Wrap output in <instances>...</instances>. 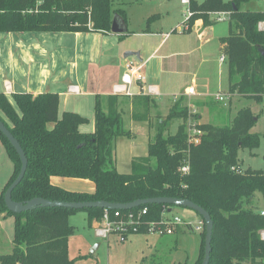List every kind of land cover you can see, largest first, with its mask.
I'll return each instance as SVG.
<instances>
[{"label":"trees","instance_id":"trees-1","mask_svg":"<svg viewBox=\"0 0 264 264\" xmlns=\"http://www.w3.org/2000/svg\"><path fill=\"white\" fill-rule=\"evenodd\" d=\"M251 1L190 0L192 16L187 23L192 27L201 18L208 26L212 24V13L230 12V34L223 39L228 92L260 102L264 98V30L259 24L264 21V10L242 9ZM116 14L127 23L125 10L114 8L113 0H0V32L108 34ZM12 99L13 102L0 92V109L11 124L0 117L28 157L26 174L12 193L15 201L42 197L128 203L152 197L187 198L205 208L213 219L209 264H263L264 214L255 210L253 198L256 192L264 195V171L243 168L239 158L242 148L256 149L261 141L259 133L251 132L259 115L250 107L239 109L227 126L198 124L202 134L199 142L194 143L188 137L191 112L184 97H179L168 114L158 119L148 155L134 158L131 171L120 173L115 142L121 136H134L125 128L122 115L125 101H131L134 120L149 121L152 108H158L154 95H108L107 108L100 95H96L94 130L89 132L80 130L90 119L79 112L67 110L59 116L58 92H16ZM177 120L182 122L176 133H167ZM0 139L14 162V172L0 190V217L15 216L13 251L0 253V264H76L69 256V236L74 231L70 216L85 210L92 226L102 219L104 208L37 206L21 213L10 211L4 195L21 170V159L1 130ZM184 165L189 167L187 172H182ZM54 176L88 179L95 189L69 190L56 185L52 181ZM144 206L149 210L146 221H159L163 214L177 215L173 213L177 206L169 204L141 205L131 211ZM197 214L204 224L199 255L193 264H202L206 225ZM176 232H183L182 227ZM146 259L140 264H149Z\"/></svg>","mask_w":264,"mask_h":264},{"label":"rangeland","instance_id":"rangeland-1","mask_svg":"<svg viewBox=\"0 0 264 264\" xmlns=\"http://www.w3.org/2000/svg\"><path fill=\"white\" fill-rule=\"evenodd\" d=\"M113 7L123 8L127 17L129 30L121 41L115 35L110 34L62 32H0V38L26 40L31 39V37L44 36L45 51L46 47L50 48L49 64L45 68L46 73L53 76L54 80L64 75V80L69 81V84H78L82 93L65 95L64 92L67 91L68 83V85L60 84L58 86L46 85L42 87V90L62 92V108L65 103L72 110L81 108V114L90 119V123L81 126V131L89 132L91 125L94 124L96 94L100 95L104 108H107V96L110 94H104V92L109 91L111 86L119 81L118 79L125 70L124 61L134 62L136 60L140 63V58L136 56H130L126 59L125 53L128 51L137 52L138 50L132 49V46L143 42L146 44V49L148 48L141 56V59H145L154 51L163 35L145 36L143 34L149 31L158 32L159 34L169 33L170 38H166L165 43H162L161 48L154 53L145 67L148 87L150 84L159 86L160 95L157 93L153 95L164 100L159 102L160 108H152L149 121H136L132 117V109L129 104L131 101H128V103L125 101L123 106L122 115L125 128L131 130L134 136L117 138L115 142L116 164L120 173H129L134 158L148 155L149 142L155 135L158 119L164 118L168 114L170 107L174 104V98L185 95V90L191 82L190 74L197 72L201 75L200 62L202 58L216 57L195 51L187 56L188 64L181 65L183 67L180 68V71L178 68L180 63L172 64V62H176L181 58L176 53L177 51L190 50L198 43L196 34L185 32L183 28L182 31L177 30V28L181 29L180 26H183L184 14L188 9V6L183 4L182 0H113ZM247 8L264 10V0H252L242 6L244 10ZM211 17L213 21L218 22V29H223L226 33L230 32V18L217 21L216 14L213 13ZM233 30L235 31V28ZM40 40H42V37H40ZM221 50L219 56L223 53L226 54L225 47ZM168 53H173L172 57L168 59L171 63L166 65L165 71L162 73L160 71L161 56ZM36 54V57L41 58L37 52ZM1 66L4 69L8 67L1 64L0 70ZM227 66V63L223 64L224 83L218 89V91L221 90L225 94L223 100H218L212 96V98H209V105L205 108L203 107V99L201 100L198 95H186L185 101H190V104L203 112L201 122H210L216 126L230 125L237 111L243 107H250L255 114H258L259 119L251 132L261 135L260 145L253 150L242 148L239 152V158L243 168L264 171V98L262 101L257 102L248 97L230 94L228 92ZM217 71H215L216 76ZM1 75L0 92L3 90L7 92L6 85L4 86L3 82L6 78L12 80V77ZM135 91H137L136 88L131 89L132 93ZM128 95L132 96V94ZM8 97L13 102L12 94L9 91ZM15 107L17 108L16 105ZM191 108L194 109V107ZM192 109H190L189 125L195 121L199 123ZM0 116L11 124L9 118L1 109ZM181 122V120L175 121L167 133H176ZM153 162L155 163V160ZM13 172L14 162L0 139V190L5 188ZM253 204L257 212L264 213L263 193L256 192L254 194ZM173 213H179L180 216L191 221L193 226L198 224L199 216L192 209L177 206L173 209ZM87 220L85 210L76 211L70 216V223L74 227V231L69 236V256L75 260L76 264H140L143 258H147L146 263L149 264H193L198 257V250L202 241L200 231L186 228L183 233L170 236H160L155 233H133L128 235L127 239H123L119 234L112 233L108 240L96 237L94 229L89 227ZM14 234L15 216H1L0 253L7 254L13 251ZM90 235L101 242L96 255L91 252L95 244L89 247L86 244V238Z\"/></svg>","mask_w":264,"mask_h":264},{"label":"crops","instance_id":"crops-1","mask_svg":"<svg viewBox=\"0 0 264 264\" xmlns=\"http://www.w3.org/2000/svg\"><path fill=\"white\" fill-rule=\"evenodd\" d=\"M211 25L205 26L204 25V21L203 19L199 18L197 20H195L194 24L192 27H189V29L185 30L186 32L189 33H194L196 34V37L198 39V43L195 44L193 46L192 49L190 50H179L176 53H178L181 58L178 59L176 62H172V64H179L180 66H178L179 71L181 70L180 68H182L183 66L181 65H187L188 64V60H187V56H189V54H191L192 52L195 51H200L203 54H209V55H213V57L216 58H202L201 62H200V72L201 75H199L197 72L190 74V79L191 82L189 84L188 87L194 85L195 86V95H198L200 97V99H203V107L205 108V106L209 105L210 99L212 98V96L215 97V94L217 92H221V90L218 91V89L220 88L221 85H223L224 83V77L222 75V72L224 69L223 68V64L227 63V60L225 61H221L219 54H221L222 50L225 47V42H223V39L227 38L229 36L230 32H224L223 29H218V22H215L212 20L211 17ZM127 27H128V22H127ZM129 30V27L127 29V31ZM177 30H181L179 28H177ZM127 31L125 33H113L110 32L107 35H115L117 37L118 40H123L125 38V34L127 33ZM182 31V30H181ZM230 31V29H229ZM62 33H99V32H62ZM226 33V34H225ZM104 34V33H102ZM121 35H124V38H120ZM145 36H152V35H163V38L159 41L158 45L155 47L154 51L146 56L145 59H141L142 54L144 53V51H147L146 49V44L145 43H139L136 46H132V49L138 50L137 52L139 53V57L140 58V63H143V73L145 75V81L143 83H133V85L131 86L132 88H136L137 91L133 92L132 95H143V94H149L147 88V76L145 74V67H146V63L150 60V58L154 55V53L161 48L160 46L162 45V43L164 44L166 41V38L169 37V33H161L159 34L158 32H145V34H143ZM40 37H42V40H40ZM43 39L44 36L40 35L39 37H31V39H26V40H15V39H8V38H4L1 37L0 38V65L3 64L5 67H7V69H4L1 66V70H0V75H10L12 77V80L6 78L3 82V85L5 86L6 82H9L11 90L9 91L11 94L16 93V92H30L33 94H39V93H43L46 91H50V90H42V87L49 85H68L69 81H65L64 79V75L60 76L59 78H55V80L53 79V76H50V74L46 73L45 68H47V64L48 63V58L50 56L49 53V47H46V51H45V47L43 44ZM18 49V51H17ZM221 51V52H220ZM224 51V50H223ZM40 55L41 58L36 57L37 54ZM173 53H168V54H163L161 56V62H160V71L162 73H164L166 65H168L169 63H171L170 61H168V59L170 57H172ZM130 57V56H128ZM127 59V57H125ZM215 59V60H214ZM127 62H132V61H124V72L126 71V63ZM136 63H139L138 61H134ZM214 62V63H213ZM217 71V76L215 71ZM50 72V71H48ZM123 72V73H124ZM226 72V71H225ZM121 74L120 78L118 79L119 81H116L113 86H111V89L109 91H105L104 94H116L118 95V93H115L114 88L115 85L121 83V79H122V75ZM1 75V76H2ZM42 75V77H41ZM199 75V76H198ZM4 76V77H5ZM202 76L201 78H198ZM227 76H228V80H229V74H228V66H227ZM68 83V84H67ZM229 83V81H228ZM71 85H76L79 87V92L77 94H81V88L78 84H69L67 87V91L64 92L65 95L66 94H75V93H70L68 91V88ZM149 86H153L156 88L157 90V94L160 95V89L159 86L157 84H150ZM216 86H218L217 88H215ZM138 87V88H137ZM2 89V88H1ZM188 89V88H187ZM6 90V88H5ZM4 93H6L8 95V91H2ZM56 92V91H54ZM60 94V107H59V116H61L65 111L67 110H72L71 108H68V104H64L63 108H62V104H61V96L63 95L62 92H58ZM98 94V93H97ZM96 94V95H97ZM121 96L124 94H120ZM150 95V94H149ZM153 95V94H151ZM193 95V94H188L187 90H185V95H183L184 97V102L185 104H187L190 109H192L191 107H194V109H192V112L195 114H197L198 116V120H199V124L203 123L201 122L202 117H203V112L201 110H199L198 108H195V106L193 104H190L189 102L185 101V97ZM236 95V94H233ZM155 96V95H154ZM157 103H158V108H160L159 106V102L164 101L163 99H158L155 96ZM178 98H174V102L177 100ZM127 103L128 101H130L129 99H126ZM167 101V100H165ZM126 103V104H127ZM132 108V104L129 103ZM81 108H77L73 111H77L81 114ZM159 111V110H158ZM210 123V122H208ZM212 124V123H211ZM87 125V124H85ZM84 126V125H82ZM91 130H94V124L91 125ZM81 130V127H80ZM134 135V134H133ZM52 181L56 184L59 185L61 187H64L66 189L69 190H76V191H86V192H93L95 189V184L88 180V179H83V178H70V177H60V176H54L52 177ZM179 215V213H177ZM184 219H186L185 217H183ZM200 220V218L198 219V221ZM88 222V220H87ZM96 221L93 222L92 226L89 227L94 229V225H95ZM186 230V228L182 227V231L184 232ZM95 231V230H94ZM264 231V230H263ZM181 232V233H183ZM179 234L178 232H176L173 235ZM170 236V235H168ZM97 237V235H96ZM109 240V237L106 238ZM123 239H127L123 237ZM98 243V249L101 246V242H98V240L96 238H94L93 236H87L86 238V244L87 246H91L92 244L97 245ZM94 245V246H95ZM201 245V244H200ZM70 246V245H69ZM93 246V247H94ZM92 247V248H93ZM97 251V250H96ZM199 251H200V246H199V250H198V255H199ZM198 258V257H197ZM196 261V260H195Z\"/></svg>","mask_w":264,"mask_h":264},{"label":"built area","instance_id":"built-area-1","mask_svg":"<svg viewBox=\"0 0 264 264\" xmlns=\"http://www.w3.org/2000/svg\"><path fill=\"white\" fill-rule=\"evenodd\" d=\"M183 4L188 6L187 11L185 12V20L183 22V26H180L181 30L189 29L190 25L187 21L192 16V12L190 10V0H182ZM217 21H224L230 18V12H215ZM260 29H264V21L259 24ZM221 61H226V54H222L220 57ZM143 63H134L127 62L126 63V71L122 75L121 83L115 85L114 91L118 94H132L131 86L133 83H143L145 81V75L143 73ZM7 91L11 90L9 82L5 83ZM149 94L157 93V90L153 86H149L147 88ZM70 93L77 94L80 90L76 85H71L68 88ZM195 86L192 85L188 87L187 93L194 94ZM224 93L217 92L215 94V98L218 100L224 99ZM196 121L192 122L189 125L188 137L190 142L198 143L200 140V136L202 134V130L198 127ZM189 167L184 165L182 167V172H187ZM113 211V212H112ZM128 212H123V210H111L104 209V215L100 221H96L94 225L95 234L99 238L106 239L112 233H116L121 235L122 237L128 236L133 233H155L160 236L173 235L176 233L178 227H184L189 230L202 231L204 222L200 219L197 225L193 226V223L187 219H184L180 215H173L169 217L166 214L162 215L161 220L159 221H146L144 218L148 214L149 210L147 206H144L142 209L138 211H131V209L127 210ZM264 214V213H262ZM264 231H262L261 235L264 238ZM264 264V260L262 262Z\"/></svg>","mask_w":264,"mask_h":264},{"label":"water","instance_id":"water-1","mask_svg":"<svg viewBox=\"0 0 264 264\" xmlns=\"http://www.w3.org/2000/svg\"><path fill=\"white\" fill-rule=\"evenodd\" d=\"M127 23L123 18H121L119 15H115L112 21V27L111 32L113 33H125L127 31ZM125 57L128 56H137L139 57L138 52L134 51H128L124 55ZM0 130L4 133V135L8 138V140L11 142V144L16 149L17 153L20 156L21 159V170L17 177L14 179V181L9 185L7 188L4 198L7 208L10 211H13L15 213H21L27 210H31L37 206H59V207H67V208H73V209H84V208H90V207H100L104 209H111V210H129L136 207H139L141 205H147V204H169V205H175V206H182L189 209H192L199 213L206 225V237H205V257L203 259L202 264H209L210 258H211V252H212V234H213V219L210 215V213L203 208L202 206L194 203L193 201L187 199V198H176V197H152V198H144V199H137L132 202L128 203H119V202H110V201H104V200H98V201H61V200H50L42 197H34L32 199L26 200L24 202L15 201L13 199L12 193L15 187L23 180L27 168H28V157L26 155L25 150L21 146L18 139L14 136V134L11 132V130L8 128V126L5 124V122L0 117ZM170 211V210H169ZM100 243L95 245L91 252L96 255V250L98 249Z\"/></svg>","mask_w":264,"mask_h":264}]
</instances>
